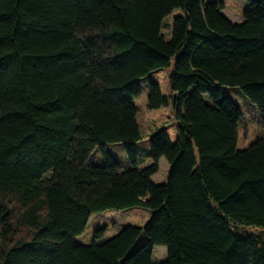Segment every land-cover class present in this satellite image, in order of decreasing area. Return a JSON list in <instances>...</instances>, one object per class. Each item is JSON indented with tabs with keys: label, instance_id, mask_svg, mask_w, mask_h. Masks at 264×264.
<instances>
[{
	"label": "trees",
	"instance_id": "obj_1",
	"mask_svg": "<svg viewBox=\"0 0 264 264\" xmlns=\"http://www.w3.org/2000/svg\"><path fill=\"white\" fill-rule=\"evenodd\" d=\"M223 9L0 0V264H264V239L237 230L264 232V136L238 149L242 111L222 96L240 89L264 127V0H248L239 23ZM171 66V95L150 82L147 107L171 106L177 136L154 132L141 167L134 99L143 78ZM113 143L129 167L105 149ZM129 208L150 212L145 225L76 241L91 214ZM155 246L166 247L163 261Z\"/></svg>",
	"mask_w": 264,
	"mask_h": 264
},
{
	"label": "rangeland",
	"instance_id": "obj_2",
	"mask_svg": "<svg viewBox=\"0 0 264 264\" xmlns=\"http://www.w3.org/2000/svg\"><path fill=\"white\" fill-rule=\"evenodd\" d=\"M216 1V0H207ZM224 4L222 14L234 23H239L242 20V15L248 0H220ZM178 11L175 10L166 20V28L163 33L166 38H169L172 20ZM172 71V66L167 69L156 71L143 78L140 82L142 93L139 97L134 99L137 107V120L141 129V140L135 146L139 153L140 166L146 167L150 162V137L159 129H165L169 134L171 141H175L177 136L174 109L169 106L159 109H149L147 107V98L149 93V83H158L164 95H171L169 87V75ZM222 96L229 97L234 104L242 111V119L238 126V143L237 148L243 149L248 140L264 136V127L262 126V119L258 109L243 95L240 89L236 87H223ZM204 100L208 102V97L203 96ZM105 149L113 156V158L122 163L125 167L130 166L129 159L123 149L122 144L113 143L107 144ZM90 161L93 164L100 165L102 163L101 156L95 152ZM168 170V164L164 158L159 161V171L152 177L156 184H161L165 181ZM150 212L142 208H129L123 210H106L91 214L87 226L83 233L76 237V241L83 245H89L94 241L95 233L104 228L101 239H110L117 235L124 227L128 225L143 226L148 221ZM237 230L241 232H248L260 236L264 239V232L254 227H241ZM143 243V238H139L135 243L133 249L139 247ZM166 247L155 246L153 251V258L158 261H163L166 258Z\"/></svg>",
	"mask_w": 264,
	"mask_h": 264
}]
</instances>
